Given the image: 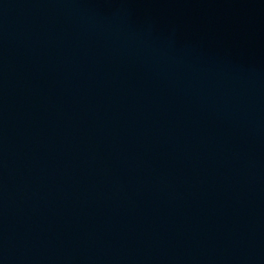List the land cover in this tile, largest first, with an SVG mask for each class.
I'll return each instance as SVG.
<instances>
[{
  "label": "water",
  "instance_id": "1",
  "mask_svg": "<svg viewBox=\"0 0 264 264\" xmlns=\"http://www.w3.org/2000/svg\"><path fill=\"white\" fill-rule=\"evenodd\" d=\"M0 264H264V0H0Z\"/></svg>",
  "mask_w": 264,
  "mask_h": 264
}]
</instances>
